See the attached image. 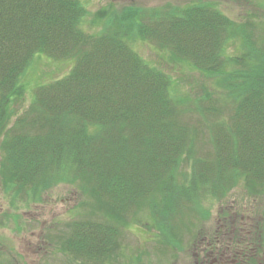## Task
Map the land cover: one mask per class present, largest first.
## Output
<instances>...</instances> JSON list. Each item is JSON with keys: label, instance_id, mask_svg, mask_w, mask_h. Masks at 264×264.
Here are the masks:
<instances>
[{"label": "trees", "instance_id": "1", "mask_svg": "<svg viewBox=\"0 0 264 264\" xmlns=\"http://www.w3.org/2000/svg\"><path fill=\"white\" fill-rule=\"evenodd\" d=\"M85 15L80 0H0V177L25 198L64 174L79 180L109 219L70 225L68 264H121L120 229L142 209L160 245L173 250L174 229L201 216L204 196L221 199L240 182L253 197L264 191V41L253 37L252 20L236 23L203 3L127 8L96 35L84 32ZM131 36L194 67L212 90L193 106L178 99L170 76L133 50ZM236 36L244 51L226 56ZM39 53L75 62L17 115L20 78Z\"/></svg>", "mask_w": 264, "mask_h": 264}, {"label": "rangeland", "instance_id": "2", "mask_svg": "<svg viewBox=\"0 0 264 264\" xmlns=\"http://www.w3.org/2000/svg\"><path fill=\"white\" fill-rule=\"evenodd\" d=\"M80 3L86 11L82 28L92 35L105 30L107 21H115V17L127 8L149 11L165 5L184 7L203 3L217 8L236 23L252 20L257 25L253 37L257 38L258 45L262 46L264 41V0H80ZM128 40L149 65L170 76L173 93L178 99L193 106V101L203 91L212 90L210 79L189 64L174 60L168 51L153 42L133 36ZM243 51L244 44L238 36L226 45V56L236 57ZM74 60L73 57L53 59L42 53L36 54L20 78L25 94L13 107L15 113L18 115L31 105L38 86L69 74ZM1 157L0 150V161ZM181 169L183 177L189 172L188 164L184 163ZM63 177L35 198L32 195L25 198L24 192L14 193L13 189H7L0 177V264H68L71 259L63 245L69 236L70 225L83 219H109L100 199L88 194L81 182L70 174ZM182 177L179 178L182 180ZM199 207L203 211L201 216L195 213L196 216H190L192 218L183 217L181 227L174 229L180 236V245L173 250L160 245L161 235L153 228L147 208L129 217L120 229L122 256L119 263L194 264L193 243L216 225L239 222L242 216L252 224L256 232V253L264 258V191L253 197L247 192L245 183L240 182L221 199L204 196Z\"/></svg>", "mask_w": 264, "mask_h": 264}, {"label": "flooded vegetation", "instance_id": "3", "mask_svg": "<svg viewBox=\"0 0 264 264\" xmlns=\"http://www.w3.org/2000/svg\"><path fill=\"white\" fill-rule=\"evenodd\" d=\"M252 227L243 216L239 222L216 225L196 242L194 264H264V258L256 253Z\"/></svg>", "mask_w": 264, "mask_h": 264}]
</instances>
